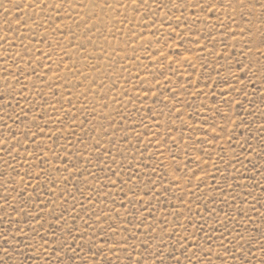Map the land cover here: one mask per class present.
Here are the masks:
<instances>
[{
    "label": "rangeland",
    "instance_id": "374dc122",
    "mask_svg": "<svg viewBox=\"0 0 264 264\" xmlns=\"http://www.w3.org/2000/svg\"><path fill=\"white\" fill-rule=\"evenodd\" d=\"M0 264H264V0H0Z\"/></svg>",
    "mask_w": 264,
    "mask_h": 264
}]
</instances>
